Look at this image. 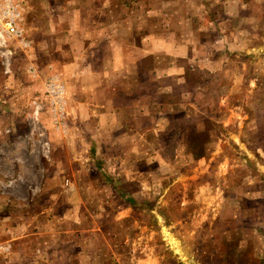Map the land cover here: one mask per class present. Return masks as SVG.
<instances>
[{
  "label": "rangeland",
  "instance_id": "rangeland-1",
  "mask_svg": "<svg viewBox=\"0 0 264 264\" xmlns=\"http://www.w3.org/2000/svg\"><path fill=\"white\" fill-rule=\"evenodd\" d=\"M10 1L0 264H264L256 1Z\"/></svg>",
  "mask_w": 264,
  "mask_h": 264
},
{
  "label": "crops",
  "instance_id": "crops-1",
  "mask_svg": "<svg viewBox=\"0 0 264 264\" xmlns=\"http://www.w3.org/2000/svg\"><path fill=\"white\" fill-rule=\"evenodd\" d=\"M224 3H226L228 6H235L237 5L239 10H241L242 8L246 7L245 1L246 0H222ZM256 1V7L257 9L260 10V13L258 15V17H255V19H253V27H254V34H250V35H240V36H233V35H229L227 37V42L228 44L230 43H237L239 46L237 47H242V49L244 51H248L251 52L252 56L257 59V63L255 64L254 68H253V72L257 71L256 73H260L264 71V0H255ZM196 3L198 2V0L196 1H192L191 3ZM201 2V1H200ZM241 7V8H240ZM251 7V6H250ZM249 7V8H250ZM247 17L248 14H246L245 12L243 13V10H241V12L239 13V17L237 18L238 21H240L242 18V16ZM250 20V19H249ZM191 24H194V18L191 17L190 20ZM257 40V43L256 41ZM253 41H255V43H252ZM233 47V46H232ZM113 52H110V57L111 58H115L116 61V55L113 54ZM102 52H101V56H102ZM114 56V57H112ZM111 60V59H110ZM89 66L91 65V62L88 61ZM116 65V64H115ZM117 67V66H115ZM90 69V67H89ZM92 70L97 69L95 66L91 67ZM100 71H103L102 68H100ZM92 72V71H91ZM90 70L88 71V74L90 75ZM95 73V72H94ZM88 75V76H89ZM256 80V78L254 79ZM255 86V83H254ZM198 152L196 149L193 148H189V153L191 154L190 156H193L192 154H198L199 156L204 153L203 148H198ZM176 243V242H175ZM177 247V244L176 246ZM181 248V247H180ZM181 258V257H180ZM176 258L177 262H182L181 259ZM179 260V261H178ZM132 264H163L162 260L160 257L157 256H153V255H145L142 257H139L135 262H133Z\"/></svg>",
  "mask_w": 264,
  "mask_h": 264
},
{
  "label": "built area",
  "instance_id": "built-area-1",
  "mask_svg": "<svg viewBox=\"0 0 264 264\" xmlns=\"http://www.w3.org/2000/svg\"><path fill=\"white\" fill-rule=\"evenodd\" d=\"M20 20L17 5L10 0L4 2V6L0 10V55L3 58L4 72L9 71V59L12 53L11 42L20 48L29 46V41L24 37V31L19 24Z\"/></svg>",
  "mask_w": 264,
  "mask_h": 264
}]
</instances>
